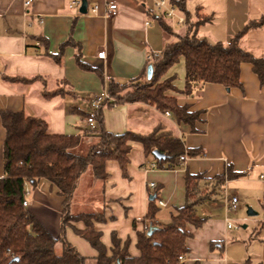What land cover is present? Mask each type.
Returning <instances> with one entry per match:
<instances>
[{"label":"crops","instance_id":"obj_1","mask_svg":"<svg viewBox=\"0 0 264 264\" xmlns=\"http://www.w3.org/2000/svg\"><path fill=\"white\" fill-rule=\"evenodd\" d=\"M73 1L33 0L26 7L25 0H0V111H23L42 118L53 135H82L75 151L86 155L99 142L87 123L93 111L92 98L107 92L111 80L124 83L144 78L150 54H161L174 36L163 30L155 8L160 0H86L87 14H81V5L73 6ZM190 1L185 0V10ZM111 4L117 9L109 17ZM95 7L97 13L92 12ZM194 8V17L188 12L192 19L198 14L211 19L198 30V35L211 43H228L250 22L264 16V0H197ZM167 19L164 17V22L170 25ZM68 41L71 43L63 46ZM241 47L264 58V24L248 29ZM100 53H104L101 58ZM54 55H60L59 59ZM240 69L241 87L228 90L218 84H199L191 96L180 92L186 87L183 58L163 75L162 81L171 80L177 89L167 95L175 97L178 105L200 113L195 132L190 125L177 123L169 111L161 112L150 104L103 108L104 126L110 133L147 135L161 128L181 139L187 149L200 152L195 157L182 155L186 161H181V156L174 169H158L156 158L147 156L142 144L134 143L125 174L112 160L105 164V180L97 179L90 170L81 176L71 214L102 216L104 220L93 221V226L101 234L108 255L112 254V237L116 235L122 247L128 241L131 256H140L137 234L147 227L150 194L158 193L155 221L167 225L186 204L187 173L212 179L231 166L245 176L226 181L215 200L196 207V213L200 212L206 222L200 229L187 226L192 234L186 242L190 253L182 263L264 264V83L250 64L244 63ZM35 77L41 79L28 84L7 80ZM44 93L55 95L46 97ZM5 136L0 118V178L4 176ZM152 183L154 189L149 186ZM232 197L239 199L236 220L254 222L244 212L250 207L258 213L261 229L242 251L233 250L232 242L226 250L223 244L235 230L227 227L226 200ZM26 201L27 209L59 237L64 198L57 188L41 180L36 188L30 187ZM160 202L165 205L160 206ZM75 229L85 230L86 224L77 221L67 227V241L85 258V264H97L98 253ZM55 250L60 254L62 243H57Z\"/></svg>","mask_w":264,"mask_h":264},{"label":"trees","instance_id":"obj_2","mask_svg":"<svg viewBox=\"0 0 264 264\" xmlns=\"http://www.w3.org/2000/svg\"><path fill=\"white\" fill-rule=\"evenodd\" d=\"M170 4L184 13L185 29L175 33L164 22V16H161L163 30L173 35L174 41L167 44L160 57L148 60V65L153 64L154 68L152 79L147 80V65L142 79L136 78L124 83L114 80L109 82L107 93L110 98L96 110L98 128L92 131L99 142L88 154L81 155L75 151L81 143L82 135H53L48 131L47 121L42 118L28 116L23 111H0L6 132L4 176L0 178V264H85V258L65 236L66 228L77 221H83L86 229L74 231L96 250L97 264H184L179 258H185L190 253L186 242L192 237L187 226L200 229L206 222L205 217L196 213V207L205 201L215 200L226 181L245 176L244 173L234 172L231 166L212 179H206L201 174L187 173L186 204L178 209L177 215L167 225L155 221L158 193L155 191L150 194V197L155 198L149 201L147 230L137 234L139 257L131 256L128 241L122 247L116 235L112 237V254L108 255L101 241V234L93 226V221L104 220L100 214H71V202L81 176L90 170L97 179L105 180V164L112 160L120 164L125 174L134 143L142 144L147 156H152L155 150L165 155L163 160L156 159L155 167L158 169H174L182 155L195 157L200 154L198 150L187 149L181 139L161 128L147 135L133 132L120 135L110 133L104 126V107L111 108L126 103L150 104L161 112L169 111L177 123L190 125L195 132L194 125L200 119V113L190 111L189 106L178 105L175 97L167 95L169 91L177 92L172 81H162L163 75L180 59H184L186 67V87L180 92L186 96H191L199 84H218L228 90L241 87L240 68L244 63L250 64L254 74L264 83V58L241 47V40L247 30L263 25L264 16L250 22L228 43H211L198 35L200 26L210 22V18L198 14L192 19L185 10V0H171ZM69 43L71 42L68 41L63 46ZM59 56L53 57L58 60ZM79 63L88 68L81 61ZM37 79L41 77L7 78L11 82L24 84ZM44 95L51 97L55 93ZM41 180L50 182L64 198L62 232L59 237L53 236L23 205L27 197L26 185L34 189ZM151 228L153 233L148 236ZM59 242L62 243L60 254L55 250ZM16 258L18 261H15Z\"/></svg>","mask_w":264,"mask_h":264},{"label":"built area","instance_id":"obj_3","mask_svg":"<svg viewBox=\"0 0 264 264\" xmlns=\"http://www.w3.org/2000/svg\"><path fill=\"white\" fill-rule=\"evenodd\" d=\"M32 2H33V0H25L24 5L26 7H29L32 4ZM72 5L79 7L81 5V0L73 1ZM155 8L157 9V13L159 16L167 17L169 19H172L173 21L176 20V23L178 25H183L185 23V17L177 14L176 8L170 4L169 0H160V1L156 2ZM116 9H117V5L111 4L107 10L108 16L109 17L114 16L116 14ZM92 12L97 13L98 7H95L92 10ZM103 56H104V53L99 54L100 58ZM158 57H160V54H158V53L150 54V56L148 57V60H153L154 58H158ZM109 98L110 97H109L107 92H102L98 96H95L92 98L91 105L93 107V111L89 113L88 118H87V123H88V127L90 130H96L98 128V122L96 119V110L99 109L100 106ZM166 115L169 116V113L167 112ZM180 160L184 162V161H186V157L182 156L180 158ZM149 186L152 189L155 188L154 183L150 184ZM25 192H26V196H28L30 193V186L29 185H26ZM238 203H239V199L237 197H232V198L226 200V206H227L228 210H236ZM23 205L25 207H27L28 202L25 200L23 202ZM164 205L165 204L163 202H160V206H164ZM227 227H228V229H237V227H234L231 222H228ZM146 230H147V227H146ZM179 260H180V262H183L184 258L180 257Z\"/></svg>","mask_w":264,"mask_h":264},{"label":"rangeland","instance_id":"obj_4","mask_svg":"<svg viewBox=\"0 0 264 264\" xmlns=\"http://www.w3.org/2000/svg\"><path fill=\"white\" fill-rule=\"evenodd\" d=\"M196 3H197V0H192L190 1L189 6L186 7V11L189 12L192 15V17H194V9H195L194 6L196 5ZM167 21H169L171 27L173 26L175 33H179L180 31H183L185 29V25H178L176 23V20L173 21L172 19H167ZM261 201L264 202V198H262ZM237 209L226 211L227 213L226 216L229 217L228 221H230L234 227H237V229L233 230L232 231L233 234H231V236L228 239L224 240L223 244H224L225 250L231 242H232L231 246L233 250L235 251H240V250L242 251V249H246V247L249 244L248 241L250 240V237L253 234H255L257 230L261 231L259 224H258L259 220H257L258 219L257 216L249 217V220H255L254 222H251V223L236 220L235 217H237L236 215ZM244 210H245L244 212L247 215V207ZM253 211L256 212V210H253ZM200 214L201 213L199 212V215ZM243 226H246V228H243Z\"/></svg>","mask_w":264,"mask_h":264},{"label":"water","instance_id":"obj_5","mask_svg":"<svg viewBox=\"0 0 264 264\" xmlns=\"http://www.w3.org/2000/svg\"><path fill=\"white\" fill-rule=\"evenodd\" d=\"M80 13L81 14H87L88 12V4H87V1L86 0H81V7L79 9ZM153 71H154V68H153V64H149L148 67H147V72H146V77H147V80H151L152 77H153ZM153 156L157 159V160H163L165 159V155L162 154L161 152H159L158 150H155L153 152ZM155 197L154 196H151L150 197V200H153ZM257 212L253 211L252 208L248 207L247 208V215L250 216V217H253V216H257ZM153 233V229L151 228L149 231H148V236H151ZM15 261H18V258L15 259Z\"/></svg>","mask_w":264,"mask_h":264}]
</instances>
